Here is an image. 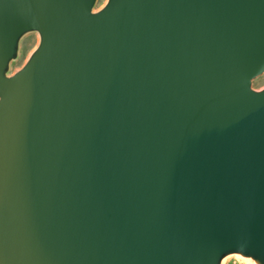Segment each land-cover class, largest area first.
I'll return each instance as SVG.
<instances>
[{
    "label": "water",
    "instance_id": "95a60500",
    "mask_svg": "<svg viewBox=\"0 0 264 264\" xmlns=\"http://www.w3.org/2000/svg\"><path fill=\"white\" fill-rule=\"evenodd\" d=\"M95 2L0 0V264H264V0Z\"/></svg>",
    "mask_w": 264,
    "mask_h": 264
},
{
    "label": "rangeland",
    "instance_id": "374dc122",
    "mask_svg": "<svg viewBox=\"0 0 264 264\" xmlns=\"http://www.w3.org/2000/svg\"><path fill=\"white\" fill-rule=\"evenodd\" d=\"M107 0H96L93 10H99L102 8ZM39 34L36 31H30L25 33L18 46V52L16 57L11 60L8 74H12L23 66L28 59L30 53L38 44ZM252 87L255 89H262L264 87V72L256 76L252 81ZM221 264H256L254 260L248 257H243L239 254H229L222 259Z\"/></svg>",
    "mask_w": 264,
    "mask_h": 264
}]
</instances>
